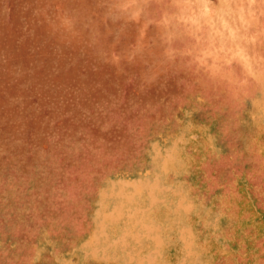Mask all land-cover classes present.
Here are the masks:
<instances>
[{
    "label": "rangeland",
    "instance_id": "1",
    "mask_svg": "<svg viewBox=\"0 0 264 264\" xmlns=\"http://www.w3.org/2000/svg\"><path fill=\"white\" fill-rule=\"evenodd\" d=\"M0 264H264V0H0Z\"/></svg>",
    "mask_w": 264,
    "mask_h": 264
}]
</instances>
